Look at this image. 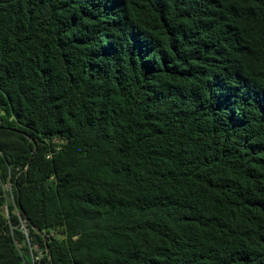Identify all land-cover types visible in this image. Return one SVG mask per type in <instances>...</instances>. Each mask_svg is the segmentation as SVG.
<instances>
[{"label":"trees","instance_id":"1","mask_svg":"<svg viewBox=\"0 0 264 264\" xmlns=\"http://www.w3.org/2000/svg\"><path fill=\"white\" fill-rule=\"evenodd\" d=\"M0 264H264V0H0Z\"/></svg>","mask_w":264,"mask_h":264},{"label":"rangeland","instance_id":"2","mask_svg":"<svg viewBox=\"0 0 264 264\" xmlns=\"http://www.w3.org/2000/svg\"><path fill=\"white\" fill-rule=\"evenodd\" d=\"M4 189H5L6 191H8V190H9V187H8V186H4ZM3 212H4V213H7V209H6V207L3 208Z\"/></svg>","mask_w":264,"mask_h":264},{"label":"built area","instance_id":"3","mask_svg":"<svg viewBox=\"0 0 264 264\" xmlns=\"http://www.w3.org/2000/svg\"><path fill=\"white\" fill-rule=\"evenodd\" d=\"M23 226H25V225H23ZM39 259H40V256L34 257L35 261H38Z\"/></svg>","mask_w":264,"mask_h":264}]
</instances>
